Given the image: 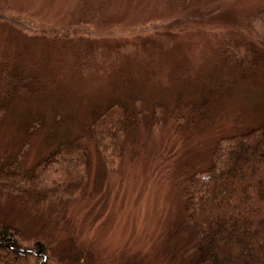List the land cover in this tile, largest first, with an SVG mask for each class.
<instances>
[{
	"label": "rangeland",
	"instance_id": "1",
	"mask_svg": "<svg viewBox=\"0 0 264 264\" xmlns=\"http://www.w3.org/2000/svg\"><path fill=\"white\" fill-rule=\"evenodd\" d=\"M2 61L26 85L0 169L59 182L30 203L0 188V264H201L185 186L264 125V0H0Z\"/></svg>",
	"mask_w": 264,
	"mask_h": 264
},
{
	"label": "trees",
	"instance_id": "2",
	"mask_svg": "<svg viewBox=\"0 0 264 264\" xmlns=\"http://www.w3.org/2000/svg\"><path fill=\"white\" fill-rule=\"evenodd\" d=\"M245 47L241 51L246 55L253 52L252 46V50ZM247 74L243 72L239 76ZM23 76L10 62H0V120L14 97L25 89ZM113 110L115 112L104 115L101 124L95 126L96 131L118 130L120 121L113 118L116 113ZM200 111L204 113L205 109ZM92 128L94 130V123ZM76 149L69 152L66 160L74 162L78 155ZM216 155L218 160L206 171L208 176L205 175L204 180L200 178L201 181L191 177L194 182L185 186L193 224L202 227L198 242L200 263L264 264V125L218 146ZM15 165L0 169L2 190L22 195L25 203L50 197L46 189L53 188L43 187V182L53 186L59 181L41 166L25 171ZM192 185L195 187H190ZM10 233L9 228L0 224V250L8 262V259L12 261L16 246ZM38 247L41 250V244ZM30 253L26 254L31 256Z\"/></svg>",
	"mask_w": 264,
	"mask_h": 264
}]
</instances>
